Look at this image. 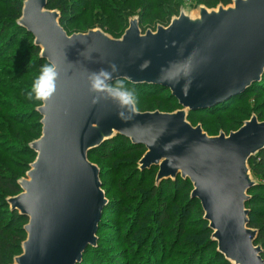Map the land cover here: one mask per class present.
<instances>
[{"label": "water", "instance_id": "1", "mask_svg": "<svg viewBox=\"0 0 264 264\" xmlns=\"http://www.w3.org/2000/svg\"><path fill=\"white\" fill-rule=\"evenodd\" d=\"M217 10L181 12L156 31L130 20L121 38L101 29L69 35L48 0H25L18 24L34 36L41 58L57 66L55 93L40 107L42 134L21 193L7 199L28 218L15 264H80L109 200L89 153L116 135L142 144L141 170L158 167L157 182L190 179L218 251L232 264H264L258 230L249 227L248 191L257 184L248 161L264 149V121L253 116L229 135L209 136L188 121L245 92L264 75V0H234ZM115 65L113 79L155 83L182 109L135 112L89 90L88 76ZM98 97L93 101V97ZM123 111V117L117 115Z\"/></svg>", "mask_w": 264, "mask_h": 264}, {"label": "trees", "instance_id": "2", "mask_svg": "<svg viewBox=\"0 0 264 264\" xmlns=\"http://www.w3.org/2000/svg\"><path fill=\"white\" fill-rule=\"evenodd\" d=\"M24 1L12 0L14 7L13 16L9 18L0 17V61L16 63L20 69L26 72V70L35 67L40 68L42 64L49 62L41 58V49L35 45L34 36L18 24V20L22 16ZM163 1H165L163 11L156 10L157 8H162V6L154 4V0H48V8L60 12V24L67 33V28L79 23V26L85 29L90 25H97L115 38H118L120 33L122 34L123 30L126 29L130 16L136 14L138 9L141 10V15H148L146 21L155 15V11H158V22L168 26L172 16L178 14L180 3L178 0ZM231 1L198 0L199 3L208 7H212L213 3L217 2L228 5ZM107 12L112 13V16H108ZM22 36L29 37L23 46V56L20 57L15 50L14 52L16 53L10 55L13 51L12 47L18 43V38ZM120 80H123L127 87L136 90L135 106L138 111H143V106L141 105V98L143 97L149 99L162 95L178 103L171 90L160 84L132 83L125 79ZM1 88L3 86H0ZM252 89H264V75L261 81L253 83L245 92L215 106L206 108L204 111L206 113H211L215 110L224 111L231 101L239 99ZM9 91L14 96V92L10 89ZM41 105V102L33 100L30 105H22L19 102H15L14 105L0 107L3 118L8 120L5 124L7 131L4 136L5 139L0 138V264H9L15 255L21 254L22 244L27 237L24 227L28 223V218L20 215L18 211H12L7 199L21 193L22 189L19 185V180L26 175L30 165L36 159L37 153L30 147V144L42 134V117L37 110ZM24 117H29L30 121L22 119ZM188 119L192 123L194 122L192 116H188ZM145 152L146 147L144 145L133 143L129 138L118 134L111 140L104 142L100 147L92 150L88 157L98 154L104 158L113 159L117 154L137 155ZM248 165L254 175L262 176V180H258L257 184L248 191L250 199L246 203V208L250 210L249 227L258 230L256 244L262 246V257L264 259V149L251 157ZM158 169V167H152L138 173L141 175L145 174L148 177L149 171L152 170L154 172ZM100 170L101 175H103L104 172L101 167ZM145 175L144 177L146 178ZM134 176L136 177V175ZM193 188L191 180L183 179L181 175L176 179H167L161 182L151 181L149 189H147L148 195L143 196L141 199L142 209L151 200H154L149 206L155 204L156 214L159 219L158 223L164 225L165 221L171 222L176 219L174 227L179 237L183 235L186 226H188L185 213H191L194 211L193 206L199 205L206 237L199 242L193 243V252H190V257L181 264H199V256L203 257L200 253L204 254L203 250L211 251V249H213L212 253L217 255L219 259L221 258L224 264H232L218 251V244L212 239L213 230L209 228V222L204 218L205 213L201 202L190 194ZM182 192L188 201L183 204L182 211L172 212V206L181 199L180 193ZM169 199L174 200L170 202ZM112 204L113 201L109 200L108 205L104 209L99 229L104 225L105 214L113 206ZM131 218V225H134L135 222L139 224L144 220L140 218V215H135ZM92 248L94 247L89 246L86 249L80 264H89L86 261V257ZM93 264H99L98 260L96 259Z\"/></svg>", "mask_w": 264, "mask_h": 264}, {"label": "rangeland", "instance_id": "3", "mask_svg": "<svg viewBox=\"0 0 264 264\" xmlns=\"http://www.w3.org/2000/svg\"><path fill=\"white\" fill-rule=\"evenodd\" d=\"M178 1L180 9L177 15L172 16V19L178 17L181 12L197 16L202 6L209 10H217L221 5L224 7L234 5V0L228 5L218 2L213 3L212 7L201 4L198 0ZM164 2L163 0H154V4L162 6V8H157L156 10L163 11L165 8ZM13 10L12 0H0V17H12ZM158 11H155V15L146 21L148 15H141V10L138 9L136 14L130 16L126 29L129 27L130 20L135 17L139 18L142 32L147 30L156 31L159 26H165L158 22ZM106 14L112 16L110 12ZM95 29H101L115 38L97 25H90L85 29L80 27L79 23H75L67 28V31L69 35H72L75 33H86ZM126 29L123 30L122 34L120 33L118 38L123 36ZM28 38L27 36L19 37L18 43L14 44L10 55L18 52L20 57L23 56V46ZM39 70L40 68L35 67L25 72L16 63H6L1 60L0 86H3V88L0 89V107L14 105L15 102H19L22 105L32 104L33 100L27 98L26 92L30 90L33 79L38 75ZM9 89L14 92V96ZM141 105L143 106L142 112L160 111L173 113L182 109L176 101L162 95L149 99L143 97L141 98ZM204 110L188 111V116H192L194 122L192 123L189 119L188 121L193 126L201 125L204 132L209 136H218L221 132L229 135L231 132L241 128L253 116L257 117L261 122L264 121V89L247 91L239 99L231 101L224 111L215 110L211 113H206ZM22 119L30 121L29 117ZM7 122L8 120L3 118L0 112V138L2 139H5L4 136L7 134L5 127ZM25 130L28 131L27 128ZM144 154H117L113 159L104 158L98 154L88 157L92 163L103 169L104 173L101 175L102 189L107 199L113 201V206L105 214V223L96 234L97 243L87 255V263L93 264L97 259L99 264H181L190 257L189 253L193 252V243L199 242L206 237L199 205L193 206L194 211L191 213H185L188 226H186L183 235L179 237L174 227L176 219L171 222L165 221L164 225L158 223L159 219L156 214L155 204L149 206L154 200H151L142 209L141 199L143 196L148 195L147 189H149L151 181H156L158 173V170L154 172L151 170L148 177L145 174L141 175L138 173L142 171L140 160ZM250 173L254 180H262V176L254 175L251 170ZM192 191L193 189L190 193L191 196ZM180 196L181 199L178 203L172 206V212L182 211L183 204L188 201L183 192L180 193ZM173 200L169 199L170 202H173ZM135 215H140V218L144 220L139 224L135 222L134 225H131V217ZM203 252L204 254L200 253L203 257L199 256V264H224L221 258L219 259L217 255L212 253L213 249L211 251L203 250ZM17 256L19 254L15 255L9 264H15Z\"/></svg>", "mask_w": 264, "mask_h": 264}, {"label": "clouds", "instance_id": "4", "mask_svg": "<svg viewBox=\"0 0 264 264\" xmlns=\"http://www.w3.org/2000/svg\"><path fill=\"white\" fill-rule=\"evenodd\" d=\"M117 71L116 66L100 68L88 76L89 90L93 93H101L112 99L120 109H131L135 112L136 90L127 87L123 80L113 79V73ZM59 73L54 63H45L40 66L38 75L33 79L30 90L26 92L29 100L46 102L56 91V82ZM98 97H93L95 102ZM117 115L123 117V111Z\"/></svg>", "mask_w": 264, "mask_h": 264}]
</instances>
